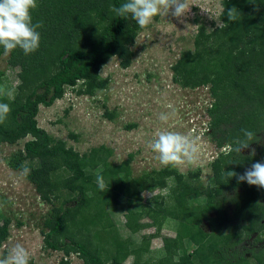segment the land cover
Here are the masks:
<instances>
[{
    "label": "trees",
    "instance_id": "trees-1",
    "mask_svg": "<svg viewBox=\"0 0 264 264\" xmlns=\"http://www.w3.org/2000/svg\"><path fill=\"white\" fill-rule=\"evenodd\" d=\"M124 2L37 0L32 16L34 23L43 22L39 49L27 56L19 48L10 52L9 64L19 68V83L11 97H0L11 108L0 123V143L15 145L29 138L9 165L22 171L29 163L28 180L53 206L44 223V249L66 257L75 254L85 264H124L130 257L135 264H264V189L225 175L243 174L253 163L264 161V0H223L221 25L212 30L201 25L194 49L182 52L172 67L176 84L192 89L210 86L215 101L208 109L209 132L219 147H228L211 165L213 178L203 190V204L189 199L199 173L186 177L165 168L132 178L126 171L130 161L112 163L108 147L93 148L83 157L39 126L40 107H51L68 88L82 82L78 93L94 95L107 86L100 71L111 58H118L124 69L131 67L132 47L146 28L111 10ZM232 8L237 9L236 18L229 20L227 11ZM0 52L4 53L2 47ZM242 129L255 134L249 142L254 147L247 153L233 150L244 138ZM97 175L104 177V191L97 185ZM171 178L175 185L168 197L154 196L153 205L143 201L144 191L164 189ZM121 199L140 220L133 232L153 226L157 232L144 235L141 243L123 237L106 204L114 200L118 206ZM166 219L177 223L176 235L163 238L162 254L155 258L150 242ZM1 220L0 248L10 236V220L0 215ZM205 222L210 231L203 228ZM196 235L203 242L190 250L189 240Z\"/></svg>",
    "mask_w": 264,
    "mask_h": 264
},
{
    "label": "rangeland",
    "instance_id": "rangeland-1",
    "mask_svg": "<svg viewBox=\"0 0 264 264\" xmlns=\"http://www.w3.org/2000/svg\"><path fill=\"white\" fill-rule=\"evenodd\" d=\"M222 2L187 0L190 10L185 16L158 15L133 45L134 60L130 68H122L118 58H111L100 71V79L107 81V86L97 89L94 95L78 93L82 82L75 88H68L64 97L51 107H40L39 126L53 137L65 141L83 157L93 148L108 147L112 150V163L119 165L130 161L126 171L132 178L165 168L177 170L186 177L199 173L197 187L189 199L194 204H203L206 200L203 190L213 178L211 165L228 147H219L209 132L211 118L208 109L215 101L210 86L184 88L173 81L172 67L182 52L194 49L201 25L208 30L221 25ZM9 59L10 53L0 52V88L13 91L19 83V68H12ZM106 113H112L113 119H109ZM162 113L167 115L166 121L160 119ZM164 130L175 131L194 140L199 149L198 160L178 168L161 165L149 143L159 131ZM28 139L15 145L0 143V215L10 220V236L0 248V257L6 256L14 245L21 244L28 251L29 260L33 259L35 264H58L62 259H69L71 264H85L75 254L66 257L63 252L44 249V223L53 206L40 198L27 175L9 165L11 158L24 148ZM253 147L244 149V153ZM27 167L30 169L29 163ZM174 185L175 180L171 178L164 189L144 191L143 201L153 205L154 196L168 197ZM93 201L90 198L88 204ZM124 202L121 199L117 206L114 200L106 201L123 237H131L136 243H141L144 235L157 232L158 228L154 226L133 232L140 220L134 211L125 208ZM143 223L149 221L144 220ZM203 228L210 231L207 222ZM176 229L174 220L163 222L158 237L150 242L152 257L158 258L162 254L163 238L174 237ZM202 242L200 235L192 236L188 248L191 250ZM124 264H135V261L130 257Z\"/></svg>",
    "mask_w": 264,
    "mask_h": 264
},
{
    "label": "clouds",
    "instance_id": "clouds-1",
    "mask_svg": "<svg viewBox=\"0 0 264 264\" xmlns=\"http://www.w3.org/2000/svg\"><path fill=\"white\" fill-rule=\"evenodd\" d=\"M38 7L37 0H0V47L4 54L19 48L27 56L35 53L40 47L41 35L38 31L43 27L42 21L33 22L32 13ZM118 17L131 16L141 29L151 25L161 13L180 18L190 10L187 0H125L119 7L111 9ZM237 9L227 11L229 20L236 18ZM0 95L11 97L12 90L0 88ZM11 111L7 103L0 102V123H3ZM160 119L166 121V114H161ZM243 139H238L237 146L233 149L241 153L247 149L255 134L242 129ZM150 149L157 154L161 165L167 167H182L185 164L195 163L198 160L197 143L188 136L175 131H159L156 138L149 143ZM254 153V150H253ZM30 169L22 166V174H29ZM230 178L238 182H247L250 186L264 189V161L253 163L243 174L235 171L225 172ZM96 182L101 191L106 188L102 175H97ZM0 264H29V253L21 244L14 245L6 256L0 257Z\"/></svg>",
    "mask_w": 264,
    "mask_h": 264
}]
</instances>
